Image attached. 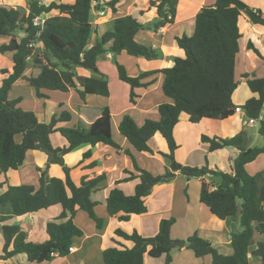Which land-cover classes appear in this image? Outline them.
Segmentation results:
<instances>
[{
  "label": "trees",
  "instance_id": "16d2710c",
  "mask_svg": "<svg viewBox=\"0 0 264 264\" xmlns=\"http://www.w3.org/2000/svg\"><path fill=\"white\" fill-rule=\"evenodd\" d=\"M100 0H52L45 5L43 0H27V9L0 5V55L11 54L13 66L0 69V204L10 205L13 217L38 213L58 207L60 214L56 221L46 227L47 240L34 243L19 225L8 222L11 217H0L4 247L0 253L1 262L16 255L25 254L33 264H43L55 257H65L69 248L84 235L74 222L78 210H82L101 230L105 220L96 214L97 204L91 195L105 178L104 175L77 185L71 169L65 165L64 157L76 149L102 144L120 149L112 135V115L108 108L89 127L82 124L76 127L62 126L72 119L71 113L63 111L55 114L50 123L41 122L32 111L19 106L20 100H10L9 94L15 83L25 80L41 100L49 99L50 92L68 93L77 90L81 98L87 95L109 96L106 75L97 70V62L108 53L118 55L126 52L129 56L148 61L159 58L158 50L140 45L136 35L144 29L139 19L132 16L117 18L113 30L107 31L91 45L93 25L91 14L95 3ZM119 0L109 3L117 12ZM151 2L156 8L158 18L155 28L160 29L176 20L179 0H158ZM57 12L55 15H51ZM245 16L254 25L264 27V16L246 5L242 0H215L213 5L204 6L196 15L192 35L176 39L183 56L176 57L171 67L160 72L164 76L162 90L172 103L159 106V119L146 120L138 125L126 114L119 123V132L125 137L133 150L139 153H154L151 139L160 134L166 141L168 153L159 152L170 162V167L160 176L142 170L131 152L126 153L134 162L139 173L125 171L126 177L116 182L105 202L110 217L120 216L122 221L131 215H144L148 212L146 199L153 188L161 183L171 182L178 176L201 181L200 202L220 220L239 218L242 230L231 238L233 254L223 255L212 243L197 233L187 240V248L198 259L209 257L211 264H250V255L260 258L264 264V170L256 175L248 173L247 167L264 156L262 147L250 148L246 145L243 133L222 139L202 136L209 151L235 148L238 155L232 162L229 172L211 170L208 164L202 167L182 165L176 161L178 149L174 130L182 114L190 123L199 124L203 119L225 120L236 113L233 95L239 86L236 80L238 54L242 33L240 19ZM45 18L43 27H36L34 19ZM42 46L37 49L36 46ZM249 48L260 56L252 44ZM119 78L131 88L130 101L135 104L136 90L149 87L154 81L144 79L155 75L149 72L138 77H130L124 66L116 63ZM29 67L39 70L37 76L26 75ZM78 69L91 71V77H82ZM247 85L254 97L249 99L243 109L249 120L259 121V133L264 141V78L247 76ZM60 107H63L60 104ZM260 117L262 119L260 120ZM60 133L67 146L54 148L51 135ZM29 151H40L48 155V165L40 175L39 187L12 186L7 174L19 170ZM92 152L84 154L89 158ZM207 162V160H206ZM62 167L64 178H51L46 181L50 165ZM41 171V170H39ZM220 177L218 186L206 181L207 177ZM139 179L135 193L126 195L118 185ZM176 220L163 219L159 231L152 238H145L137 231L126 233L117 230L116 234L132 244L131 248L109 247L103 252V264H144L146 256L153 259L165 257V264H171L174 240L171 230Z\"/></svg>",
  "mask_w": 264,
  "mask_h": 264
},
{
  "label": "crops",
  "instance_id": "0c3cea01",
  "mask_svg": "<svg viewBox=\"0 0 264 264\" xmlns=\"http://www.w3.org/2000/svg\"><path fill=\"white\" fill-rule=\"evenodd\" d=\"M51 1L43 0V3L48 5ZM101 1L104 2V5L101 7L94 5L91 14V23L94 30L91 45L107 31L113 30L114 21L117 18L132 16L139 19L144 25V29L136 35L135 40L140 45L158 50L160 56L152 61L129 56L126 52L114 56L111 53L101 56L97 62V70L108 78V97L87 95L83 99L77 90H72L68 93L50 92L48 94L49 99L41 100L36 97L34 89L25 80L18 81L10 91V100H20L19 106L24 109L25 100L22 98L21 92L27 90L25 85H28L30 87V98L35 104V109L24 110L34 112L43 123H50L55 114L67 111L71 113L72 119L69 123L60 124V127H74L77 123L82 124L84 127H89L102 115V111L105 108H108L111 112L112 130L115 128V131H119V123L126 114L130 115L138 125H142L148 119L157 121L159 119V106L165 103H172V100L166 97L162 90L164 76L160 71L171 67L176 57L183 56V51L179 49L176 39L184 35H192L198 12L204 6L215 3V0H179L175 22L156 29L155 23L158 14L156 8L151 7V2H157L156 4H158V0H119L116 6L117 12H113L109 6L112 0ZM242 1L264 16V5L256 4L257 0ZM63 2L72 3L74 0H63ZM0 5L17 7L22 10L27 9V1L23 3L15 0H0ZM135 12L137 15H134ZM55 14L57 12H53L51 15ZM241 18L244 20L245 29L248 30L246 35L240 23L243 35L240 41V48H243V55L247 63L244 62L245 68L243 73H241L244 84L239 83L233 95V103L237 108H241L242 111L236 112L234 116L222 121L203 119L199 124L190 123L188 116L182 114L180 122L174 130V137L179 146L175 151V158L182 165L201 167L199 156H202L204 165L208 164L211 170L229 172L233 160L238 155V150L235 148H224L210 152L208 144L202 142V136L228 139L243 133L248 147L260 148L264 144L263 138L259 133V127H255L256 122L245 124L247 117L243 109L245 103L254 97L248 88L247 76L249 78L253 76L264 78V73L257 75L258 63L261 61L264 65V27L252 24L245 16ZM249 44H252L258 50L260 56L249 48ZM36 48L41 49L42 46L37 45ZM2 56L12 59L11 54ZM111 59L114 60L115 67L113 68L108 66L111 65ZM117 62L125 67L130 77L157 72L155 75L144 79V82L154 81L149 87L136 90L138 98L135 104L130 101V86L119 78ZM27 71L30 74L26 72L28 76H37L39 74V70L33 69V67H29ZM77 73L82 77H91L93 74L85 69H78ZM60 104L63 107H60ZM117 133L114 141L120 146V149L102 144L93 148L90 145H84L64 157L65 165L71 169V176L77 185L83 179L89 181L102 175L105 176L104 180L98 184L97 191L91 195L92 200L97 204L95 208L96 214L105 220L103 228L99 230L87 213L78 210L74 217V222L82 229L84 235L78 242L73 244L75 251L65 257H55L52 261L43 264H103V252L107 248H131L132 246L130 242L116 234L117 230H123L129 234L137 231L145 238H152L157 235L160 222L169 218L176 220L171 230L172 240L174 242H186L184 248L176 247L173 250L171 264H211L209 257L198 259L193 251L187 248V240L196 233L210 241L219 253L226 256L232 255L231 238L234 233L242 230L240 220L239 218L220 220L214 216L200 202L201 181L198 179L178 176L171 182L155 186L150 196L146 199L148 212L144 215H131L126 221L120 220V216L110 217L108 215L105 202L110 191L116 187V182L126 177V170L135 175L139 174L135 170L133 160L126 153L127 151L133 154L135 162L142 170L154 176L163 175L166 169L170 167L169 160L159 153H168L167 143L160 134H156L150 141V146L155 151L154 153H139L133 150L128 140L119 134L120 132ZM51 143L54 148L67 146L66 139L60 133L51 135ZM89 150L92 152L91 156L84 159V154ZM48 159V155L44 152L29 151L23 166L19 170L11 171L13 174H7L10 185L29 184L35 187L40 175L47 169ZM258 161L260 160L258 159L247 167L249 174L256 175L263 171L252 168L256 163H259ZM51 178H64L62 167L57 164L50 165L45 179L48 182ZM206 181L213 186H218L221 178L210 176L206 178ZM138 183L139 179H135L121 183L118 187L126 195L132 196ZM4 191V187L0 188V193ZM59 214L60 209L52 207L38 213L13 217L10 205L0 204V217H11L12 219L8 224L19 225L27 233L28 240L34 243H43L47 240V224L56 221ZM2 239L4 247L3 235ZM262 239L264 240V238ZM1 264L33 263L28 261L25 254H19L1 262ZM144 264H165V257L153 259L146 256ZM250 264H262V261L260 258L250 255Z\"/></svg>",
  "mask_w": 264,
  "mask_h": 264
},
{
  "label": "rangeland",
  "instance_id": "374dc122",
  "mask_svg": "<svg viewBox=\"0 0 264 264\" xmlns=\"http://www.w3.org/2000/svg\"><path fill=\"white\" fill-rule=\"evenodd\" d=\"M6 1H9V0H6ZM15 1H19V2H23V3H25L27 0H15ZM262 2V3H261ZM264 0H257V2H256V4H258V5H264ZM134 15H137L136 14V12H135V14ZM240 23H241V28L243 29V31L246 33V35L248 34V30H246L245 29V26H244V20L241 18V20H240ZM263 41V40H262ZM5 43H7V40H0V45H2V44H5ZM264 43V42H263ZM241 50H240V53L238 54V61H239V65L237 66V68H236V80L240 83V84H244L243 83V80H242V76H241V73H243V71H244V68H245V64H244V62H246L247 63V61H246V59H245V57H244V55H243V48L241 47L240 48ZM39 50V49H38ZM6 55V54H5ZM102 59V58H101ZM100 59V60H101ZM110 63H111V65H108L109 67H111V68H113V67H115V65H114V60L113 59H111V61H110ZM13 66V61H12V59H8V58H5L4 56H2V55H0V69H10L11 67ZM27 73L29 74V72L27 71ZM262 73H264V65L261 63V61L258 63V74L257 75H262ZM30 75V74H29ZM30 87L28 86V85H25V89H27V90H23L22 92H21V96H22V98L25 100V103H24V109H27V110H32L34 107H35V104L32 102V100H31V98H30V93H29V89ZM31 90H33V89H31ZM35 109V108H34ZM248 119H247V123H248ZM78 125H80V123H77V124H75L74 125V127H76V126H78ZM260 126V124H259V122H256V124H255V127H259ZM69 127H73V126H69ZM117 132H119V131H115V128H113V130H112V135H113V139H115V136H116V134H118ZM120 134V133H119ZM121 135V134H120ZM54 145H56V143H54ZM259 160L260 161H258L259 163H256L255 165H254V167H252V168H254V170H257V169H260V170H264V156H261V157H259ZM199 162H201V167L204 165V160L202 159V156H199ZM52 166V165H51ZM261 167V168H260ZM253 170V169H252ZM262 172V171H261ZM260 173V172H259ZM9 174H13V172H9ZM7 177H8V175H7ZM2 180H3V178H0V182H2ZM29 185V184H28ZM15 186V185H14ZM21 186V185H20ZM30 186V185H29ZM39 187V180H38V182H37V184H36V186H35V188H38ZM2 232H1V225H0V253L2 252V247H3V245H2V241H3V239H2ZM4 244V243H3Z\"/></svg>",
  "mask_w": 264,
  "mask_h": 264
},
{
  "label": "built area",
  "instance_id": "2783aa9c",
  "mask_svg": "<svg viewBox=\"0 0 264 264\" xmlns=\"http://www.w3.org/2000/svg\"><path fill=\"white\" fill-rule=\"evenodd\" d=\"M104 5V2H102L101 0L98 2V3H95V6H103ZM33 24L34 26L36 27H43L44 24H45V18L44 17H38L36 19H34L33 21ZM242 109L241 108H236V112H241ZM262 119V117H260V120ZM249 120V119H248ZM255 122H259V121H255V120H249L248 123H247V119H246V122L245 124H251V123H255ZM75 251V248L74 246L70 247L69 248V253H72Z\"/></svg>",
  "mask_w": 264,
  "mask_h": 264
},
{
  "label": "water",
  "instance_id": "95a60500",
  "mask_svg": "<svg viewBox=\"0 0 264 264\" xmlns=\"http://www.w3.org/2000/svg\"><path fill=\"white\" fill-rule=\"evenodd\" d=\"M112 56H114V53H111ZM186 245V242H182V241H176L173 243L174 247H178V248H184Z\"/></svg>",
  "mask_w": 264,
  "mask_h": 264
}]
</instances>
